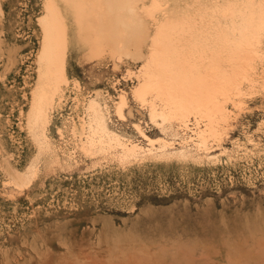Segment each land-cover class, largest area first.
Wrapping results in <instances>:
<instances>
[{"label":"rangeland","instance_id":"obj_1","mask_svg":"<svg viewBox=\"0 0 264 264\" xmlns=\"http://www.w3.org/2000/svg\"><path fill=\"white\" fill-rule=\"evenodd\" d=\"M45 4L0 0V264H264V37L252 61L236 60L248 79L234 76L241 90L231 89L233 102L220 96L227 119L204 144L196 133L204 120L163 123L133 91L164 18L135 11L144 37L124 41L125 53L114 55L105 44L92 55L60 3L68 82L54 95L47 120L37 122ZM124 18L123 25L133 22ZM105 35L111 37L109 29ZM147 98L164 108L161 98ZM90 100L110 133L141 147L135 155L123 157L111 134L100 133Z\"/></svg>","mask_w":264,"mask_h":264},{"label":"bare ground","instance_id":"obj_2","mask_svg":"<svg viewBox=\"0 0 264 264\" xmlns=\"http://www.w3.org/2000/svg\"><path fill=\"white\" fill-rule=\"evenodd\" d=\"M59 1L68 13H73L77 25L76 29L84 43L87 41L89 46H91L92 55L102 54L105 44L113 48L114 55L118 54V52L125 53L127 49L125 48L126 45H123L124 41H131L130 38L132 36L144 37L139 33V17L135 11L142 10L152 18H157V15L164 18L155 29L151 38V51L148 61L144 66L142 65V80L133 91L136 90L134 93H136L141 104L150 103V114H152V117L160 115L163 123L168 119H175L182 126L188 127L190 117L195 119L196 124H200V120H204L205 129L197 127L196 130L199 141L204 144L210 135L217 136L219 123L227 119L228 109L226 110L227 107L221 100L223 101L225 97L226 102H228L227 99L232 88L235 93L236 90H241V86L235 80L238 77L236 76L237 78H235L234 76L240 74L238 76L242 75L245 80L248 79L243 74L244 72L240 71L246 67L244 69L240 68L243 64L235 63L236 60H245L244 58H246L247 62H249L251 60L250 54L254 56L258 53V50H255L253 46L261 44V40L264 37L263 2L260 5L258 4V6L256 4L254 6L253 4L250 5V3L246 4L249 0L246 2L245 0H222V2H218V0H151L148 4L146 0H46V14L41 18L44 41L40 55V60L43 63L41 76L44 81L41 90L39 89L40 92H37L33 109L37 122L38 120H47V110L53 104L54 95L61 92L63 83L68 82L65 74L68 24ZM121 2L125 11L123 12L122 10L123 13L118 15V5ZM130 13H133L134 16L128 17ZM104 15H110L109 19L102 18ZM99 17H101V20H99ZM121 17L122 19L123 17L132 19L133 22L123 25L124 21L121 22ZM107 29L110 30L111 37L105 35V30ZM246 54L249 55L247 56ZM259 54L258 57L260 58ZM250 66L248 65L247 68L250 69ZM237 67L240 69L236 70ZM48 80L52 82L49 83ZM49 89H52V91ZM150 94L153 97L155 95L156 98H161L165 103L161 111L157 110L158 107L156 108L155 104L157 101L154 102V98L148 101L147 96ZM232 95L231 93L230 96L232 97ZM236 95H238V92ZM236 95H233V97ZM220 96L223 99H220ZM120 97L122 101L117 106V111L118 113L120 112L118 115L124 117L121 112L126 102L123 100L124 96L120 95ZM231 101L233 102V100ZM89 102L90 105L88 106L94 111L96 126H98L100 133L111 134L109 138L114 140V142L109 141L122 146L123 157L135 155L141 147L136 143H124L117 134L110 133L106 127L103 113L97 108V103L95 101L91 102V100ZM87 115L89 116V114ZM33 118L31 117V119ZM83 121L82 123L84 124L85 121ZM96 126L95 132H97ZM92 127L90 124V128ZM82 132L85 133V131ZM141 134L147 136L144 133ZM148 141L154 144L151 139ZM97 142L99 141L97 140ZM106 144L110 146L109 142ZM85 145L87 146L86 141ZM162 145L163 147L166 146V142H163ZM84 148L86 150V147ZM89 150L88 152L90 153L91 151Z\"/></svg>","mask_w":264,"mask_h":264}]
</instances>
